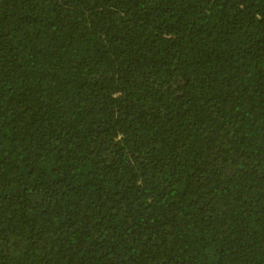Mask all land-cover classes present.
<instances>
[{
  "label": "trees",
  "instance_id": "trees-1",
  "mask_svg": "<svg viewBox=\"0 0 264 264\" xmlns=\"http://www.w3.org/2000/svg\"><path fill=\"white\" fill-rule=\"evenodd\" d=\"M0 264H264V0H0Z\"/></svg>",
  "mask_w": 264,
  "mask_h": 264
}]
</instances>
